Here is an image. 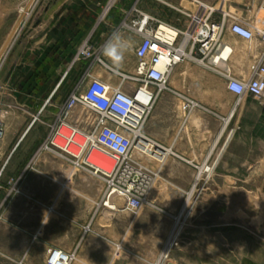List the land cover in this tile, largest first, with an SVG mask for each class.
<instances>
[{"label":"rangeland","instance_id":"rangeland-1","mask_svg":"<svg viewBox=\"0 0 264 264\" xmlns=\"http://www.w3.org/2000/svg\"><path fill=\"white\" fill-rule=\"evenodd\" d=\"M261 2L244 0L247 6L240 10V16L253 27L264 22V0ZM33 3L34 0H0V51L13 36L0 71L16 42L26 33L27 13ZM123 4L124 0H113L103 8L108 14L120 10ZM103 44H93L95 57L84 61L98 62L100 73L117 85L120 73H131L126 70L127 64L135 58L138 43H128L119 68L102 56ZM194 66L179 65L172 73L170 88L223 87L215 78H189L187 72ZM112 68L117 74L110 73ZM179 108L184 116L186 101L180 99ZM0 119L6 120L5 112L0 113ZM226 130L231 143H227V158L221 165L215 157L203 161L169 153L163 163L150 158L153 162L149 168L156 173L144 206L135 210L126 205L124 198L111 197L101 178L75 174L59 155L42 150L45 129L37 124L12 159L14 163L34 140L39 141L32 146L28 158L29 173L36 179L35 192L16 193L20 200L21 222L16 224L19 239L7 240L3 247L20 248L18 264H50L51 248L68 253L69 264H264V146L249 133L251 129ZM241 136L243 144L232 142ZM247 148L251 151L246 152ZM137 157L146 162V157ZM173 160L181 162L178 174L171 170ZM106 163L111 164L108 159ZM187 167L193 172L189 174ZM59 170L67 171V182L58 177ZM3 179L8 178L3 176L1 182ZM29 195H34L33 203L31 199L27 201ZM111 198L116 209L109 207ZM171 244L164 261L163 253Z\"/></svg>","mask_w":264,"mask_h":264},{"label":"crops","instance_id":"crops-1","mask_svg":"<svg viewBox=\"0 0 264 264\" xmlns=\"http://www.w3.org/2000/svg\"><path fill=\"white\" fill-rule=\"evenodd\" d=\"M106 1L43 0L0 71V113L6 114V134L0 141V264H18L16 259L20 248H4L3 244L7 240L19 239L16 224L21 222L18 215L20 200L16 193L21 190L35 192L36 179L29 173L28 158L39 141L34 140L33 145L17 155L13 163L16 152L37 124L45 129L44 143L62 105L87 71L113 84L107 75L100 73L98 62H75L77 50L83 43H104L114 31H123L128 43H140L141 35L133 24L146 18L149 30L165 25L189 35L205 24L221 25L224 41L233 48L225 65L238 78L248 77L252 66L264 55V43L260 37L258 43L254 39H244L233 33L224 20L227 13L242 15L240 10L247 6L244 0H124L120 10L108 14L104 9L109 6ZM135 6L138 12L134 10ZM183 38L180 35L177 43ZM184 63L195 65L194 70L187 72L189 78H215L223 87L187 90L173 87L162 94L148 121L146 133L168 152V156L172 153L177 158L203 161L215 157L219 158L221 165L231 143L227 141V128L251 129L249 133L264 146V100L252 96L239 99L227 88L226 80L219 73L221 67L212 69L195 61L181 64ZM136 65L135 53L126 70L133 73ZM109 70L117 74L114 68ZM180 99L197 104H190L183 116ZM37 115L38 121L32 124ZM233 141L239 145L244 142L242 136ZM245 151L251 150L247 148ZM152 162L148 158L145 164L149 167ZM179 163L173 160V173L178 174ZM187 172L190 174L193 169L187 167ZM58 173V177L67 182V171L59 170ZM3 176L8 179L1 182ZM25 178L27 180H23ZM30 199L33 203L34 195H29L27 201Z\"/></svg>","mask_w":264,"mask_h":264},{"label":"built area","instance_id":"built-area-1","mask_svg":"<svg viewBox=\"0 0 264 264\" xmlns=\"http://www.w3.org/2000/svg\"><path fill=\"white\" fill-rule=\"evenodd\" d=\"M112 1L109 0V4ZM40 2L43 0H34L31 4L28 21ZM134 10L138 12L136 6ZM224 20L233 33L247 40L258 36L264 43V28L256 31L244 18L230 13L224 15ZM147 23L148 19L144 18L133 24L141 35L135 71L120 73L117 86L87 71L62 105L41 148L59 155L74 173L101 178L109 195L118 194L135 210L144 206L152 175L156 173L137 156L161 163L168 156V152L146 133V127L162 94L171 89V76L179 64L195 61L212 69L221 67L219 73L226 80L227 88L239 99L245 96L264 98V55L252 66L248 77L234 76L225 65L233 49L228 51L231 45L224 41L221 25L205 24L191 35L175 31V35L165 36L160 32L163 25L149 30ZM180 35L184 38L177 43ZM95 54L93 43H83L77 50L75 62L92 59ZM190 104L197 103L187 100L186 108ZM38 119L39 116H35L32 124ZM5 133V123L0 119V141ZM113 137L121 141L122 150L114 146ZM106 159L111 164L106 163ZM59 254L62 258L67 255V259L60 261L56 257ZM69 261L70 255L65 251L49 250L50 264H69Z\"/></svg>","mask_w":264,"mask_h":264},{"label":"clouds","instance_id":"clouds-1","mask_svg":"<svg viewBox=\"0 0 264 264\" xmlns=\"http://www.w3.org/2000/svg\"><path fill=\"white\" fill-rule=\"evenodd\" d=\"M128 49V41L123 31H114L102 45V56L114 67L119 68L125 58ZM115 147L122 150V143L119 139L113 137Z\"/></svg>","mask_w":264,"mask_h":264},{"label":"bare ground","instance_id":"bare-ground-1","mask_svg":"<svg viewBox=\"0 0 264 264\" xmlns=\"http://www.w3.org/2000/svg\"><path fill=\"white\" fill-rule=\"evenodd\" d=\"M254 28V30H256V31H258V30H261L262 28H264V22H257V24L253 27ZM160 32H161V34H163V35H165V36H169L170 34H173V35H175L176 34V32L173 30V29H171L170 27H168V26H165V25H163L162 26V28H161V30H160ZM12 39H13V36H11V38L9 39V43H7L6 45H7V47H8V45H10V43H12ZM5 45V46H6ZM232 47L230 46V48H228V51H230V49H231ZM233 49V48H232ZM6 51H7V48H5V49H3V51L1 52V54H0V64H1V62H2V58H3V56L4 55H6L5 53H6ZM211 63H213V62H211ZM6 134V133H5ZM5 137V136H4ZM4 139V138H3ZM111 197H115L116 199L118 198V199H121L120 197H119V195L118 194H113ZM114 198V199H115ZM115 199V200H116ZM122 201V200H121ZM119 202V201H118ZM119 206V205H118ZM109 207H111L112 209H116L117 208V205H116V203L115 204H113L112 203V198H111V202H109ZM190 212V211H189ZM188 214V213H187ZM186 218V217H185ZM181 223H183V222H181ZM178 225V224H177ZM177 229V228H176ZM179 230V229H178ZM176 232V231H175ZM178 236H179V234H178V231H177V233H176V235H175V239H177L178 238ZM174 241V240H173ZM169 246V245H168ZM171 246H172V244L169 246V248L167 249V251L165 252L164 251V255L162 256V260H166L167 259V257L169 256V250H170V248H171ZM56 257L57 258H59V260L60 261H64L65 259H67V255L65 256V257H61V255L59 254V255H56ZM69 257V256H68Z\"/></svg>","mask_w":264,"mask_h":264},{"label":"water","instance_id":"water-1","mask_svg":"<svg viewBox=\"0 0 264 264\" xmlns=\"http://www.w3.org/2000/svg\"><path fill=\"white\" fill-rule=\"evenodd\" d=\"M171 264V263H170Z\"/></svg>","mask_w":264,"mask_h":264}]
</instances>
